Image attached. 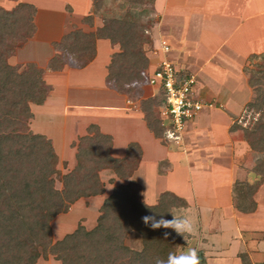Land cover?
Segmentation results:
<instances>
[{"label":"trees","instance_id":"obj_1","mask_svg":"<svg viewBox=\"0 0 264 264\" xmlns=\"http://www.w3.org/2000/svg\"><path fill=\"white\" fill-rule=\"evenodd\" d=\"M106 1L94 0L95 10L103 9ZM129 3L143 6L149 2L129 0ZM36 14L33 4L20 3L12 10L0 8V264H37L41 258L46 260L50 256L60 264H155L157 258L167 259L169 252L179 250L181 236L172 229L153 230L142 218L156 214L171 219L175 209L187 204L169 191L162 193L152 207L142 200L138 184L130 181L143 157L138 143H130L125 157L117 159L111 154L113 137L91 124L87 134L75 144V167L62 175L57 169L52 141L30 130L34 117L31 104H44L50 88L43 78V69L35 64L20 69L11 65L8 57L12 44L21 48L37 33ZM86 21L92 25L93 16H87ZM143 29L139 17L129 9L121 18H104L103 25L94 33L75 30L56 42V53L48 68L60 72L78 57L85 60L76 67L83 68L96 55V41L107 39L121 48L108 65L107 86L140 87L147 83L146 70L150 64L143 48L147 38ZM252 59H264V55ZM257 67L248 80L253 94L247 107L259 113V118L250 128L235 122L230 133L234 137L241 132L239 135L251 151L262 155L253 171L263 177L264 63ZM159 93L160 97L141 101L144 120L157 139L165 138L167 131L160 118L161 110L167 107L166 97ZM105 170L128 182L113 188L92 230L79 225L74 232L54 242L51 223L58 215L68 213L80 199L103 195L105 183L101 172ZM57 180L62 189L56 188ZM110 182L114 183V179ZM254 192L252 189L248 195L251 197ZM241 209L252 212L256 203ZM165 231L172 235L165 238ZM132 233L140 237V250L126 243ZM241 259L243 264H252L246 254Z\"/></svg>","mask_w":264,"mask_h":264},{"label":"crops","instance_id":"obj_2","mask_svg":"<svg viewBox=\"0 0 264 264\" xmlns=\"http://www.w3.org/2000/svg\"><path fill=\"white\" fill-rule=\"evenodd\" d=\"M93 3L94 0H63L60 8H63L62 12L66 14L68 12L65 10L69 8L73 11V14L93 16V13L89 14L91 9H94ZM32 4L36 7L38 6L36 3ZM150 5L151 13L153 11L159 17V23L153 29V38H148V42L150 41L151 43L153 41L155 44L154 51L145 52L150 62L146 75L154 71L164 58L160 50V41L161 39H166L171 46V52L167 55V58L173 62L177 71L196 76L195 96L203 101L220 103V106H226L227 108V111H221L220 109L205 110L195 120L187 124L183 139L185 136L194 137L196 140L199 139L200 143H198L196 151L201 152L208 151L219 154L227 145H230L236 154L241 153V150L243 152L251 151L245 141H237L232 138L230 128L233 123V117L238 116L242 112L243 106L249 103L253 94L246 80L245 66L253 56L264 55V0H153ZM52 10L54 11L53 13L58 12V10ZM78 10H80L79 13ZM35 23L38 33L41 29L36 19ZM60 28L63 31L65 30L63 26ZM63 35L64 32H61V35L59 34L57 38L48 40L47 43L52 54L45 55L47 57L43 65H39L36 61L32 62V64L44 70L43 78L50 88V92L44 104H31L34 117L30 123V130L35 134L44 135L52 141L56 155L60 156L61 162H65L64 166L68 169L67 173L73 170L74 165H76L77 150L75 144L80 137L87 134V129L91 124L97 125L101 132L113 137L111 154L117 159L125 157L130 143H138L143 150V157L138 168L133 173L131 181L142 185L145 189L143 198L146 204L155 205L159 196L169 190L158 191L155 195L147 192L146 184H143L138 177L145 168L147 170L150 168L149 177H151V181L158 179L169 180L177 171H185L189 188L187 189L188 192L185 194L179 188L174 190L172 188V191L170 190L169 192L175 193V195L184 199L187 204L185 208L188 211H192L191 207H189L191 204L198 207V211H195L201 222L199 224V237L197 235L195 244H191L188 247L198 249L199 264H243L241 259L243 254L249 257L252 264H264V207L261 203V200L264 201V181L259 180L257 177L254 183L249 184V186L255 185L253 197L256 196V199L253 202L256 203V209L252 212H244L241 208L246 207H239L238 204L236 206L233 204V190L235 183H237L236 181H238L237 179H239V167L237 165L228 168L217 162V164L211 165L213 173L201 172L199 165L193 166L189 156L179 151V148H176V145H180V142L177 144L173 140L171 141L173 145L169 147L153 136L144 120V113L138 109L139 106L137 108L133 97L129 96L131 93L123 92L122 89H117V87L111 88L107 86L104 77L102 79L104 84L99 86L102 102H106L105 105L112 110L119 112L124 110L127 115L131 116L137 114V117H140V123L137 124L136 130L134 129L136 132L133 137L125 141L124 145L119 148L116 135L109 130H105L100 121L92 119L82 125V119L86 115V111H95L99 105L95 106V104L85 103L82 97L80 101H72L69 95L66 96L62 116L66 120L73 118L75 128L78 123L80 124L79 129L76 131L77 135L70 137L71 139H64L62 142L66 147L65 152H69L70 155H66L62 151V155H59L61 153L58 150V136L51 127H47L46 124L42 125L40 120H38L40 106L45 107L43 108L44 111L49 112L51 109L48 106L53 101H56V90L52 89V85H50L48 80L51 77L56 78L61 75L71 77L74 71L83 72L90 69L73 70L67 66L60 72H54L48 68L49 60L56 53L54 44L60 42ZM105 40L107 39L97 40V58L101 54V47H107L111 52L115 51L109 40L101 42ZM39 43H43L40 37H31L22 48H19V54L29 55L30 49L41 47L38 45ZM23 55L22 58L25 59ZM105 73L107 74V72ZM143 87L145 88L146 86ZM143 87L140 86L138 89H143ZM134 90L137 91L136 88ZM152 91L154 93L159 92L153 87ZM121 105L125 107H120ZM35 106L38 107L36 108ZM52 114L54 115L52 117L58 116L53 112L49 115L46 114L48 121L52 120L50 118ZM63 127L66 128L65 125ZM66 136H68L67 133L64 137ZM145 140L155 152L151 162H149L150 159L147 157V151L143 145ZM156 152L162 154V156L157 157L159 154ZM237 157H240V154ZM162 163L167 166L166 174L159 173ZM197 176L204 177L205 186L203 189L197 187ZM110 194L106 192L101 196L82 198L71 207L69 213L60 214L58 217L69 215L74 210L75 205L89 199L101 198L103 203ZM202 200H212V204L204 206ZM192 212L194 213V210ZM221 214L226 215L230 220V225L227 223L228 229L226 230L222 228L223 225H220L217 219H214ZM203 218H207L209 221ZM77 227H74L72 232ZM260 234L261 236L259 237ZM134 237L137 239L136 236ZM130 238L131 236L128 238L129 241Z\"/></svg>","mask_w":264,"mask_h":264},{"label":"rangeland","instance_id":"obj_3","mask_svg":"<svg viewBox=\"0 0 264 264\" xmlns=\"http://www.w3.org/2000/svg\"><path fill=\"white\" fill-rule=\"evenodd\" d=\"M152 1L153 0H148L149 3L143 6H135V5L130 4L129 0H107L104 4V8L101 9L100 11L95 10V8L91 9V13L89 14H92V13L94 14L93 24L91 25L88 21H86L87 16H85L84 14H73L72 13L73 11L69 8L65 10L68 12L67 14L62 12L63 8L61 9L60 6H62L61 2H63V0H53V1H50V0H0V7L6 10H12L16 8L20 3H27V4L36 3L38 5L37 6L38 8L33 4L37 8V14H36L35 19H36L38 26H40L41 30L40 32L36 33L33 37L35 36L40 37V40L43 42V43L38 44L41 47L33 48L32 50L30 49L29 55L28 54L23 55V53L19 54V48L18 49L15 48L17 44L16 43L12 44L13 49L11 51L12 53L9 54L8 62L13 66L20 67V69L26 68L27 65L32 64V62H35V61L39 65H43L45 58L48 55L52 54L51 53L52 51L49 50V44L47 43L48 40L57 38L59 34L61 35V32H64L63 37L65 35H68L69 33H72L75 30H81L85 33L87 32L94 33L97 30V28L103 25L104 18H111V17L121 18L124 16L126 10L128 9L133 14H135L137 17H139V19L141 20V23L144 26L143 32H144V35L147 36L145 42L143 43V48L145 49L144 52H152L154 51L155 43L153 41L151 43L150 41L148 42V38L149 37L153 38V29L156 28L157 24L159 23V17L155 15L153 11H152L153 13L152 14L150 10V6H151L150 3ZM52 9L58 10V12L53 13L54 11ZM79 11L80 10H78V13ZM62 26L65 28L64 31L61 30L60 28ZM28 41L29 39L27 40V42ZM101 42H107V40L101 41ZM96 44H97V41H96ZM111 44L113 46V50L115 51L111 52L110 50H108L107 47H103V48L101 47V54L98 56V58H97V46H96L95 57L88 63L85 62L86 64L83 68L76 67L81 62H84L85 59L82 57H78L74 61H71L69 65H67L73 70L90 68L89 70L83 71V72L74 71L71 74V77L68 75H65V76L61 75V76H57L56 78L51 77L48 80L50 85H52V89L54 91L56 90V94H57L56 101H53L51 105L48 106L51 109L49 110V112L44 111L43 108L45 107L40 106V115H38V120H40L42 125L46 124L47 127L49 128L51 127L53 132L58 136L57 137L58 138L57 139L58 150L61 153L59 155H62V152L64 153L66 151L65 145H63L62 143L64 139L66 140V139H71L70 137H75V135H77L76 131L79 129V124H80L78 123L77 127L75 128V122L73 118H69V120H66L62 116L64 112L63 109H64V103L66 101V96H69V95L72 101H76V100L80 101L82 97L85 103L95 104V106L99 105V107L95 111H89V110L86 111L87 113L86 115H84V118L82 119L83 124L82 123L81 124L84 125L85 123L91 121L92 119H94L95 121H100L105 130H109L116 135L119 148H121L122 145H124L125 141L133 137L134 133L136 132L134 131V129L136 130L137 124L140 123L139 121L140 117H137L138 116L137 114L131 116V115H127L124 110L120 112L112 110L111 108L105 105L106 102H102L99 86L104 84V82H102L103 77L105 78V82H106L107 75H108V65L111 62L112 56L115 53L121 51V48L118 44L116 45L113 43ZM22 55L25 56V59L22 58ZM263 63H264V59H249L248 60V63L245 66V69L247 70L245 71L247 82L249 80L250 75H253L256 69L258 68L257 65L263 64ZM104 70L105 72H107V74L104 72ZM143 86H146V87L144 88ZM141 87H143V89H138V87H135L137 91L134 90L135 88L134 89L132 88L122 89L123 92L125 91L126 93L127 92L131 93L129 94V96L131 98L133 97L134 101L136 102L137 108L139 106L138 108L139 110H141L140 108H141L142 100L145 101L147 99H153L156 97H160V93L159 92L154 93L152 91V87H150L148 84L146 85L144 84ZM220 105L221 104L218 103L217 107L219 108ZM247 105L248 103L245 106L242 105L243 106L242 112L238 116L233 117L232 124L236 122L243 128H250L257 121V119L259 118V113L249 109ZM35 107L37 108L38 106H35ZM120 107H125V106L121 105ZM154 108L156 109V107ZM219 109L221 111H227L226 106H222V108H219ZM51 112L56 113V115L58 116L52 117L54 116L52 114L50 115V118L52 120L48 121V117L46 114L49 115ZM64 125L66 126V128L63 127ZM66 133L68 134V136L64 137ZM239 134H241V132L237 133V135H234V137L232 138H234V140H237V141H244ZM183 136L180 140L174 141V143H177V144L178 142H180V145H176V148L177 149L179 148V151H181L182 153L184 152L189 156L193 166L199 165V170L201 172L213 173L214 171L211 170V165L215 163L217 164V162L222 163V165L228 168H231L236 165L239 167L238 168L239 179H237L238 181H236L237 183H235V188L233 190V204L235 206L236 204H238L239 207L250 208L253 200L255 201L256 196L253 197V195H251L250 197L248 195V193H251L252 189H254L255 187L254 184L253 186H249V184L251 185L252 183H254L257 177L259 178V180L264 181V176L261 177L257 175L256 173L254 174V171H253V167L255 166L258 159L262 158V155L260 154L257 155V153L253 151L243 152L241 150V153H239L240 157H237V155L239 156V154H236V152H233L230 145L229 146L227 145V147H224V149H222L219 154L210 153L208 151L207 152L196 151L198 149V143H200L199 139L196 140L194 137L189 138L188 136H185L183 139ZM160 141L169 147L173 145V143H171V141L173 140L168 139L166 136L165 138L164 137L161 138ZM190 142L192 143L190 144ZM143 145L147 151V157L150 159L149 162H151V159H153L155 152L153 148H151L152 146H150L146 140L143 142ZM156 153L159 154L158 152ZM66 155H70V153L68 152L66 153ZM159 156H162V154L157 155V157ZM57 158H58V162H57L58 171L62 175H64L65 173H67L68 169L66 166H64L65 162H61L62 160L60 156L57 155ZM166 171H167V166L164 163H162L160 165L159 173L166 174ZM149 174H150V168L149 170L145 168L138 176L143 182V184H146L147 186L146 189H147V192L149 193H154L155 195L158 191H161V190L163 191L164 189L170 191L172 188H173L172 190L179 188L182 191H184L183 193L185 194L188 192L187 189L189 188L187 185V176L185 174V171L183 170L177 171V173L175 175H172V178L169 180L168 179H164V180L158 179L156 181L154 180L151 181V177H149L150 176ZM101 179L105 183V193L107 192V194L112 193L113 188L115 186L125 184L128 182V181L120 180L110 170L102 172ZM112 179H114V183L110 182V180ZM203 179L204 177L197 176L196 184H197V187L200 189H203L205 186L204 185L205 182H203ZM130 181H131V178H130ZM241 183H245L247 186L242 185ZM138 186L140 188L142 200L144 201L143 192L145 191V189L140 184H138ZM56 188L62 189V183L59 180L56 181ZM261 203L264 207L263 200H261ZM102 204L103 203L101 201V198L89 199L88 201H83L82 203L75 205L74 210L69 215H63L62 217H58L59 216L58 215L57 216L58 218L56 217V219L51 223L54 242L62 240L66 235H68L69 233L73 231L74 227L79 226V225H83L87 230H92L97 224L96 220L100 216V209L102 207ZM202 204L204 206H207L209 204H212V200H209V201L202 200ZM189 207H191L192 211L194 210V213L192 211H188L186 208L175 209V211H173L174 214L176 215H183L186 213L190 214L191 217L193 218L194 225H195V232L192 235L188 236L187 241H185V239L181 236L180 247H178L180 248L179 251L186 249L191 244H195L194 242L197 239V235L200 230L199 224L201 222H200V218H198L197 213H196V211H198V207L193 206V204L189 205ZM64 214H67V213H64ZM205 219L209 221V219L207 218ZM214 219H217L220 225H223L222 228H224L225 230L228 229L227 223H229L230 220L228 219V217H226V215L221 214L220 216ZM173 233L176 234L174 230H173ZM130 236H131L130 241L128 239L127 244H129V246L132 249L140 250L141 240H140L139 235L136 233H132L130 234ZM134 236H136L137 239ZM260 236L261 234L259 235V237ZM37 264H60V262L56 261L54 257L50 256L46 260L41 258L37 262Z\"/></svg>","mask_w":264,"mask_h":264},{"label":"built area","instance_id":"obj_4","mask_svg":"<svg viewBox=\"0 0 264 264\" xmlns=\"http://www.w3.org/2000/svg\"><path fill=\"white\" fill-rule=\"evenodd\" d=\"M160 50L164 58L147 75V84L166 97L167 107L160 112L163 126L167 129L166 137L178 141L182 138L187 124L195 120L205 110L222 108L211 101H203L195 96L197 78L193 74L179 75L175 65L167 55L171 46L166 39H161Z\"/></svg>","mask_w":264,"mask_h":264},{"label":"clouds","instance_id":"obj_5","mask_svg":"<svg viewBox=\"0 0 264 264\" xmlns=\"http://www.w3.org/2000/svg\"><path fill=\"white\" fill-rule=\"evenodd\" d=\"M148 206L152 207L150 205ZM142 219L144 224L151 229H172L177 235L182 236L185 241H187L188 236L195 232L193 218L187 213L183 215L172 213L171 219H167L163 215L157 216L156 214L146 215ZM170 235H172L171 232L165 231L163 233L165 238ZM199 260L198 249L195 247H188L181 251L169 252L167 259L157 258L155 264H199Z\"/></svg>","mask_w":264,"mask_h":264}]
</instances>
